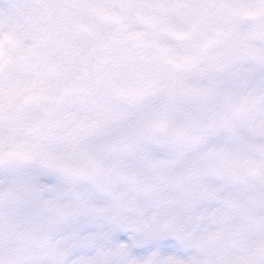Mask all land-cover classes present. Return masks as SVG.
I'll list each match as a JSON object with an SVG mask.
<instances>
[{"label": "clouds", "instance_id": "obj_1", "mask_svg": "<svg viewBox=\"0 0 264 264\" xmlns=\"http://www.w3.org/2000/svg\"><path fill=\"white\" fill-rule=\"evenodd\" d=\"M0 264H264V0H0Z\"/></svg>", "mask_w": 264, "mask_h": 264}]
</instances>
